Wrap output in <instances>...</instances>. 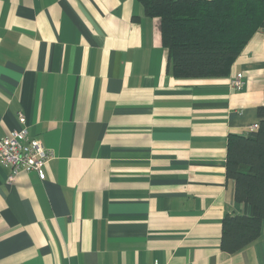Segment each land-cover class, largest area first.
<instances>
[{
    "label": "crops",
    "instance_id": "0c3cea01",
    "mask_svg": "<svg viewBox=\"0 0 264 264\" xmlns=\"http://www.w3.org/2000/svg\"><path fill=\"white\" fill-rule=\"evenodd\" d=\"M263 102L264 30L228 75L179 77L140 0H0V136L22 112L55 154L44 179L0 163V264H264V222L221 247L228 137Z\"/></svg>",
    "mask_w": 264,
    "mask_h": 264
},
{
    "label": "trees",
    "instance_id": "16d2710c",
    "mask_svg": "<svg viewBox=\"0 0 264 264\" xmlns=\"http://www.w3.org/2000/svg\"><path fill=\"white\" fill-rule=\"evenodd\" d=\"M161 19L163 45L179 77L226 76L252 36L264 30V0H140ZM258 128L230 134L226 173L242 213L226 214L221 247L234 253L261 236L264 222V102Z\"/></svg>",
    "mask_w": 264,
    "mask_h": 264
},
{
    "label": "built area",
    "instance_id": "2783aa9c",
    "mask_svg": "<svg viewBox=\"0 0 264 264\" xmlns=\"http://www.w3.org/2000/svg\"><path fill=\"white\" fill-rule=\"evenodd\" d=\"M243 72H238L232 79V85L240 90L245 86ZM21 127L9 134L0 136V163L11 167L8 175L9 183L13 182L21 171H36L40 178L46 177V166L54 158V151L43 141L31 136L28 129L27 117L19 113ZM258 128V123L251 125L250 130ZM154 264H159L155 260Z\"/></svg>",
    "mask_w": 264,
    "mask_h": 264
}]
</instances>
